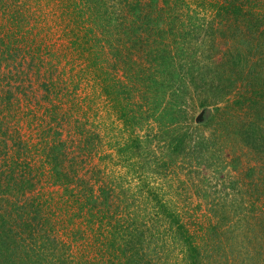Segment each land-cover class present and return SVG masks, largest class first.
Listing matches in <instances>:
<instances>
[{"label":"rangeland","instance_id":"374dc122","mask_svg":"<svg viewBox=\"0 0 264 264\" xmlns=\"http://www.w3.org/2000/svg\"><path fill=\"white\" fill-rule=\"evenodd\" d=\"M261 53L264 0H0V217L18 233L17 214L38 210L47 244L32 235L0 264H116L113 232L152 264H185L174 216L204 264H264V151L240 135L264 134L246 102ZM106 86L129 91V125Z\"/></svg>","mask_w":264,"mask_h":264},{"label":"trees","instance_id":"16d2710c","mask_svg":"<svg viewBox=\"0 0 264 264\" xmlns=\"http://www.w3.org/2000/svg\"><path fill=\"white\" fill-rule=\"evenodd\" d=\"M155 1L156 0H153V2H155ZM232 4L236 5L234 2ZM234 7L235 8L233 9V11H235L236 14H243L244 10L242 7L237 6V5ZM106 9H104L105 13L107 14V16H110L111 21L116 19L115 20L116 22H114L115 25H117L118 22L120 23V21L122 22V20L123 21L127 20L126 19L127 14L122 16L121 19L119 17L113 19V16H112L113 13L109 12ZM135 10H130V14L132 13L135 16V22H136V20L141 19V17L138 14L139 10H137V9H135ZM100 17H101V20H102V18H103V20H106V18L103 16V14ZM138 31H140V29L136 28V27H135V29H129V31H128V33L134 34V36L131 35V38L134 37L133 39L135 41H136V39L140 38ZM12 41L13 40H10V41H8L7 44H5V46L8 45L6 48L7 49L6 51L10 50V46H11ZM263 55L264 54L261 53L260 55H257V57L263 58L264 57ZM128 58H129V60H126V59L124 60L125 63L131 62V57L128 56ZM234 62H235L234 65H237L238 67H240L239 64H242L241 62L239 63L236 59ZM241 67H242V65H241ZM189 75L193 76L192 73ZM249 75L251 76V75H253V73L249 74ZM239 77L241 78V80L245 79L241 72H238V78ZM263 78H264V75H262V74H258V75L254 74L252 81L253 80L259 81V80H262ZM186 79H188V74L186 75V71H184V72H178V74H173L170 81L175 82V81L179 80V82L184 83ZM119 84L121 85V83H119ZM157 84H158V87L161 85L159 83H157ZM234 85L236 86V83ZM262 85H263L262 82H259V83L257 82L256 84H253L251 86L253 88H249V91H252V95L246 99V102L248 103V107L250 109H252L253 111L259 110L257 112V115L259 117L261 116L264 119V113H263V110H264V88H261ZM122 88H123L122 90L121 89L116 90L111 86H109V87L106 86L105 87V93L109 96V99L112 98L113 100L116 101L115 102L116 105L114 106V109L118 113L120 119L124 120L125 124L127 123L129 125V122L131 121V119L129 118L128 110H126L127 107L123 105L122 100L120 98V97H122V95H124V93L128 94L129 91L125 87H122ZM156 91L157 92H156V95L154 96V99L161 97L160 94H158V93H161L162 90L159 91V89L156 86ZM166 91L167 90H165L164 93H166ZM231 91H233V90L230 89V86H229V89L227 91H226V89H224V91L220 92V93H221L222 97H223V95L227 97L231 93ZM113 93H115V95L112 97ZM118 93H121V94H119V96H116V94L118 95ZM176 94L177 95H175V97H176L175 101L178 98H182V91L179 88L176 89ZM115 96H116V98H115ZM235 103L237 105H241L240 101H237V102L235 101ZM178 105L179 104L175 103V102H172L171 104H169V106H168L169 110L174 109V112H172L171 114L167 113L170 120H173V117H174V121L180 120V115L178 114V112L179 113H181V112L180 111L176 112ZM206 105L207 104L204 101L201 103L200 107L205 108ZM252 126L253 127L250 128L249 133H248V131H243V134H240V135H242L243 139L245 140V142L249 146L258 149L257 151H264V150H262V149H264V134H255L256 132L260 131V126H258V125H252ZM137 141H138V144H134V147L138 148L140 141L139 140H137ZM180 142H182V139H180ZM257 145H259V146L255 147ZM178 146L182 147L181 145H178ZM132 147L133 146L125 144V146H123L122 148L119 149V152L128 154V151H130V149ZM55 159H56V156H53L52 160H55ZM57 176L61 178L60 175H57ZM15 179H17L19 181L18 178H15ZM24 186L25 185H22V184L20 185V183H18V185H17L18 188H20V189L22 188L23 190L25 188ZM90 193H92V194L89 195L88 199L84 200V202H86L87 205L91 204V202L93 200V192L91 190H90ZM7 204H11V203L8 202ZM21 209H23V208H21L20 206L15 207L12 205V206H7L5 209V212L15 213ZM27 212L28 211H20L19 214H17V220L18 221L16 222V225H18L20 228L18 233H14L10 228L5 227L6 220H4V218L0 217V230H1L0 231V253L1 252L3 253L2 256H0V258H2L3 255H5L6 257L12 258L10 256V253H9V251H12L11 247L15 251H17V250L24 251V246H27L25 244V240L27 238L31 239L32 235H33V245L34 246H38V247L40 246L41 249H43L45 246H47L46 236L44 235V233L46 231L44 229H40V227L38 226L40 223V218H38V216H36L37 214H39L38 210L32 209L29 213H27ZM8 220H11V219H8ZM174 222L177 223L178 229H180L181 233L183 234V235L182 234H180V235L183 238L185 244L187 245L186 247L188 248V252L185 253V256H184L185 264H204V262L201 258V253L199 251V248L194 245V243L192 242V238L186 234L187 230L185 228H183L182 225H180V220L178 219V217L174 216ZM18 226H17V228H18ZM108 236L104 235L103 238L109 239V238H107ZM110 237L112 239L109 241V243L108 244L105 243V247H106L105 251H106L107 255L111 258V260L116 259V261L118 262L116 264H132L130 262L132 260H136L138 258L137 254H140V253L145 255L144 258L142 257L144 261L141 260L142 258H140V264H152V260H150V259H149L150 261L146 260V256H148V253H145V251L139 252L137 250L136 246L130 248L129 247L130 243L127 240H125V243L122 246H120V244L118 245L119 236L117 234H114V232L112 233V235ZM140 241L142 244H144L143 240H140ZM17 255H19L18 251H17ZM13 257H14L13 259L20 260L15 255ZM0 262H2V260H0Z\"/></svg>","mask_w":264,"mask_h":264}]
</instances>
